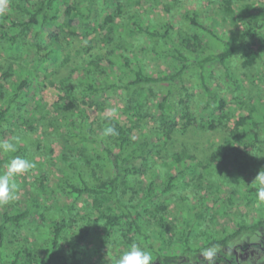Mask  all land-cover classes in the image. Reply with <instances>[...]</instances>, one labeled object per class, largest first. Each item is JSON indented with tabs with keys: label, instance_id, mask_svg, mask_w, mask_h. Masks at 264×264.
I'll return each mask as SVG.
<instances>
[{
	"label": "trees",
	"instance_id": "1",
	"mask_svg": "<svg viewBox=\"0 0 264 264\" xmlns=\"http://www.w3.org/2000/svg\"><path fill=\"white\" fill-rule=\"evenodd\" d=\"M7 1L8 11L0 14V140L11 138L12 126L21 128L32 120L45 126L43 135L48 130L58 134L66 149L53 185L42 175L40 186L29 190L23 200L0 206V264H117L132 243L151 251L152 264H202V249L217 244L222 247L219 254H227L225 249L245 234L264 233V203L257 200L251 175L264 169V89L257 103L249 96L248 100L243 95L234 97L241 113L228 127L231 112L213 81L217 69L233 87L241 86V78L229 65L235 56L244 68L259 64L264 7L256 0H207L214 13L240 20L242 27L226 35L202 18L198 8L184 9L180 26L172 18L136 10L128 11L126 21H118L125 10L123 0ZM146 1L152 7L165 0ZM172 1L178 4L179 0ZM89 22L93 35L79 44L84 62L69 67L68 60L62 59L64 39ZM143 36L159 47L153 49L157 55L170 61L167 70L151 72L136 56L129 37ZM188 71L196 74L201 90L200 117L190 107L188 88L182 85L178 89L182 96L175 97L176 82ZM47 85L58 91L51 107L40 94ZM152 86L160 89L156 104L160 124L152 134L137 135L132 118L143 116L149 96L158 93ZM117 91L132 102L130 107L118 108L125 119L109 114L89 117L83 97L96 101ZM107 126L118 135L103 136ZM219 127L228 134L212 144L206 163L187 144H175L177 135ZM79 146L86 155L70 159L68 154ZM34 154L52 162L53 144L33 153L23 140L16 153L0 152V168L20 156L34 161L41 171ZM230 164L234 169H227ZM200 168L227 169L237 176L245 202L254 206L257 215L250 220L245 215L236 217L234 227L211 228L214 220L230 212L185 196L180 198L184 199L178 211L180 224L169 238L165 200L175 192H186L193 178L202 177ZM57 193L70 201L66 210L59 211L51 202ZM225 199L232 201L231 196ZM30 223L34 225L31 237L17 235L15 231ZM109 243L117 251L103 258L101 247Z\"/></svg>",
	"mask_w": 264,
	"mask_h": 264
},
{
	"label": "rangeland",
	"instance_id": "2",
	"mask_svg": "<svg viewBox=\"0 0 264 264\" xmlns=\"http://www.w3.org/2000/svg\"><path fill=\"white\" fill-rule=\"evenodd\" d=\"M131 1L134 0H123L125 3V10L122 11V16L117 17L118 21H126L129 17L128 11H138L141 14H148L149 16L158 17L165 16L172 18L175 22H177L181 26V14L184 9L198 8L201 11V17L204 18L209 24H211L215 30H217L221 34H228L232 30H237L242 27L240 20L236 19H224L222 15H218L214 13L212 10L213 6L208 3L207 0H179L178 4H174L172 0H165L161 3H154V5L148 3L146 0H140L138 4H133ZM171 1L167 5L171 7L170 10L166 9L168 6L166 3ZM128 3V5H127ZM173 3V4H172ZM258 6L264 7V0H256L255 2ZM176 6H180L177 8ZM9 8V3L7 1V10ZM114 9V3L110 7V11ZM4 12V13H5ZM93 24L86 23L83 27L78 26L76 28V35L74 36H66L64 39L66 47L63 49L62 59L68 60V66H78L83 64L85 54H83L79 48V44L84 42L85 36L91 37L93 32L91 30ZM129 41L134 44V53L137 54L139 58H141L143 64L146 66V69L155 72L159 70H167L169 68L170 61L164 57L157 55L153 49L158 50L159 47L156 48V43L148 41L144 36L143 37H129ZM258 46L259 43H256ZM261 45V44H260ZM262 58L259 60V64L253 67L244 68L241 65V61L237 56L233 57L229 65L232 68L233 72L241 78V86L236 88L233 87L228 81H226L223 77V73L220 70L215 69L214 74V85L218 87L219 94L222 95L228 104V108L231 112V119L227 122L228 127H232L240 115L241 111L238 108L237 101L234 100V97L237 95L241 96L242 99L248 100V96L251 97L252 102L257 103L258 100H261L263 96L262 92L264 89V45L262 46ZM196 74L194 72L188 71L185 73L183 80L181 82L177 81L175 88V97L177 99L182 96L178 89L183 85L188 88V92L190 95L189 104L197 115L201 113L200 108L197 106V101L200 98L201 90L198 86H196ZM152 89L155 92V96L151 94L149 96L144 109L141 111L143 116L132 118L136 124L135 133L140 135L141 133H153L155 129L158 128L160 124V115L156 110V104L158 99L160 98V89L156 86H152ZM182 92V91H181ZM43 95L44 102L47 106L51 107L52 104L57 99L58 91L53 86L47 85L46 88L42 89L40 92ZM262 94V95H261ZM261 96V97H260ZM82 98V96H79ZM87 101L85 105L87 112L89 113V117H97L103 114L114 115L115 117H121L125 119L126 115L118 111L120 107H130L131 101H129L128 97L122 92H114L107 93L104 96L99 97L96 101H91L87 98H82ZM241 99V100H242ZM128 109V108H127ZM256 117V115H255ZM29 123L22 125L21 128L11 127L13 136H21L24 141H26L33 153H40V147L43 150L44 147L53 144L54 154L52 162L49 161L47 157H42L39 154H34L37 160H40L42 168L41 171L39 168L30 170L28 173L16 177V181L20 186V191L18 198L16 200L20 201L26 197L27 192L32 189H36L40 185V180L42 175H46L47 181L50 185L54 183V177L59 173V168L63 167V163L60 161L61 154L65 151L66 146L62 139L51 130L45 135H43V127L41 124H38V121L28 120ZM251 122V119L248 120V123ZM42 126V127H41ZM47 129V128H46ZM228 134V131L222 127L217 128L216 130H193L188 132L186 135L180 136L177 135L178 141H175L176 145L179 146L182 142L190 146L197 154L198 158L202 159L203 163H206V159L210 155L211 150L213 149V143H218L221 139ZM44 144V146L42 144ZM41 145L40 147L38 145ZM212 145V146H211ZM252 154V148L247 149ZM246 150V151H247ZM90 152V151H89ZM86 155V150L83 146H79L73 151H71L68 155L71 159L72 156L78 158L80 156ZM243 160V159H241ZM227 169H234L231 164L227 167ZM226 169V170H227ZM6 168H0V172L5 171ZM224 170H218L216 168H207V169H199L198 172L202 174L200 179L193 178L192 185L187 189L186 192L181 194L174 193V195H170L165 203H167V215H166V224L168 225L169 232L167 236L170 238L175 234L176 226H178L179 220H181L182 215L178 212L180 209V203L184 202L180 200L182 197H188L190 200L195 201L197 198L204 199L205 203L209 206L217 207L219 209L229 211L230 216L228 217H218L217 220H214L213 224H210V227H217L218 229L223 227H232L234 220L236 217L240 215H245L249 219H253L257 212L254 209V206L245 202V196L243 194V190L241 188L242 183L238 179L237 176H231L229 172ZM253 177H256V174H251ZM250 176V173H249ZM231 196L232 201L228 203L225 199ZM220 198H224V201H221ZM15 201V200H14ZM51 202L55 204L56 209L59 211L66 210V205L70 202L65 197L61 196L59 193L55 194L51 198ZM223 202V203H222ZM79 205V202L77 203ZM66 208V209H65ZM73 213V212H72ZM76 213V212H75ZM78 218V215L76 216ZM34 225L28 224L23 227L21 230L15 231L19 236H28L31 237L32 229ZM92 236L95 231L94 227H91ZM174 237V236H173ZM197 237L194 238V240ZM93 239V238H91ZM35 242V246L37 242ZM117 251V247L113 243H109L106 246L101 247V256L103 258L110 257L114 255ZM96 258H98L96 256ZM101 258V259H103ZM99 259V258H98ZM254 264V263H253Z\"/></svg>",
	"mask_w": 264,
	"mask_h": 264
},
{
	"label": "clouds",
	"instance_id": "3",
	"mask_svg": "<svg viewBox=\"0 0 264 264\" xmlns=\"http://www.w3.org/2000/svg\"><path fill=\"white\" fill-rule=\"evenodd\" d=\"M7 10V0H0V14ZM118 135L115 128L107 126L103 130V136ZM23 142L21 136H13L10 139L0 140V152L16 153L18 146ZM35 167L34 161L20 157L13 156L6 165V170L0 172V206L6 205L18 198L20 186L16 181V177L28 173ZM256 187V196L258 202L264 203V169H262L255 177L253 183ZM222 247L213 244L207 248L202 249L199 253L203 257L202 264H216L218 254ZM153 256L151 251L142 247L137 243H132L130 247L125 250L117 259V264H152Z\"/></svg>",
	"mask_w": 264,
	"mask_h": 264
},
{
	"label": "flooded vegetation",
	"instance_id": "4",
	"mask_svg": "<svg viewBox=\"0 0 264 264\" xmlns=\"http://www.w3.org/2000/svg\"><path fill=\"white\" fill-rule=\"evenodd\" d=\"M225 253L219 254L222 259L216 264H264V233L256 232L254 236L245 234L242 239L230 244Z\"/></svg>",
	"mask_w": 264,
	"mask_h": 264
}]
</instances>
